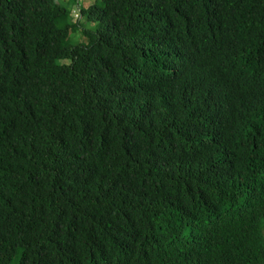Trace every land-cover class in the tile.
I'll use <instances>...</instances> for the list:
<instances>
[{"label":"trees","instance_id":"16d2710c","mask_svg":"<svg viewBox=\"0 0 264 264\" xmlns=\"http://www.w3.org/2000/svg\"><path fill=\"white\" fill-rule=\"evenodd\" d=\"M0 264H264V0H0Z\"/></svg>","mask_w":264,"mask_h":264},{"label":"rangeland","instance_id":"374dc122","mask_svg":"<svg viewBox=\"0 0 264 264\" xmlns=\"http://www.w3.org/2000/svg\"><path fill=\"white\" fill-rule=\"evenodd\" d=\"M93 1L94 0H83V3L85 4V5H89V4H91V3H93ZM81 36V35H80ZM82 37V36H81ZM78 40H80V39H78ZM78 40H76V41H78Z\"/></svg>","mask_w":264,"mask_h":264}]
</instances>
